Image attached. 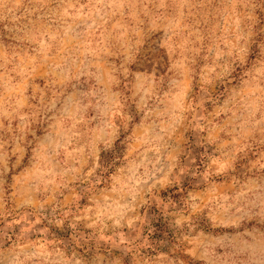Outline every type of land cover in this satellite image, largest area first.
<instances>
[{"label":"rangeland","instance_id":"374dc122","mask_svg":"<svg viewBox=\"0 0 264 264\" xmlns=\"http://www.w3.org/2000/svg\"><path fill=\"white\" fill-rule=\"evenodd\" d=\"M0 264H264V0H0Z\"/></svg>","mask_w":264,"mask_h":264},{"label":"trees","instance_id":"16d2710c","mask_svg":"<svg viewBox=\"0 0 264 264\" xmlns=\"http://www.w3.org/2000/svg\"><path fill=\"white\" fill-rule=\"evenodd\" d=\"M102 160L101 164V174H100V183L103 184L106 182L108 176L112 173L113 169L116 167V160H118V156H116L115 152H110L104 154L100 157ZM148 237L154 239L157 237L156 233L148 234Z\"/></svg>","mask_w":264,"mask_h":264}]
</instances>
